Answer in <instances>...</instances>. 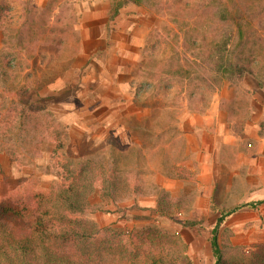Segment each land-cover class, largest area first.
Wrapping results in <instances>:
<instances>
[{
    "label": "rangeland",
    "instance_id": "obj_1",
    "mask_svg": "<svg viewBox=\"0 0 264 264\" xmlns=\"http://www.w3.org/2000/svg\"><path fill=\"white\" fill-rule=\"evenodd\" d=\"M95 1L113 8L119 0H0L3 113L9 93L26 84L50 101L35 121L0 136L1 184L31 193L51 187L52 133L61 132L69 160L117 162L131 181L119 200L125 209L96 198L110 212L89 215L90 221L122 233L157 224L170 233L157 248L166 263L213 264L211 231L226 214L219 235L225 258L264 264V202L257 203L264 200V89L247 76L236 91L216 76L208 55L219 35L234 31L230 18L219 20L215 0L132 3L108 22V49L92 53L103 46L84 39L86 26L100 21L92 15ZM246 20L259 28L255 15ZM128 37L131 46L118 47ZM175 54L185 71L180 80L173 77ZM221 131L238 141L220 147ZM179 168L192 178H181ZM174 198L181 208L160 217L159 201ZM187 219L197 224L186 226Z\"/></svg>",
    "mask_w": 264,
    "mask_h": 264
},
{
    "label": "trees",
    "instance_id": "obj_2",
    "mask_svg": "<svg viewBox=\"0 0 264 264\" xmlns=\"http://www.w3.org/2000/svg\"><path fill=\"white\" fill-rule=\"evenodd\" d=\"M144 1L119 0L112 8L111 19L129 2L142 5ZM215 1L220 8L219 20L230 18L234 25V31L217 37L214 52H208L209 59L212 55L215 58L216 76L227 80L236 91L247 76L253 77L264 89V0H231L230 7ZM248 14L258 18L259 28L253 27L249 20L243 23ZM175 58L178 64L173 77L180 80L185 77V71L181 57L175 54ZM203 79L213 88L211 83L207 84L209 80ZM9 94L12 99L6 113L0 103L1 137L13 134L16 124L25 127V123L35 121L50 105L49 97L42 96L29 84ZM52 135L49 166L56 181L51 187L31 193L22 190L20 185L11 189L0 182V264H177L175 258L166 263L158 253L157 248L170 235L161 226L149 223L142 229L122 233L113 225L89 220V215L108 210L100 205L96 199L99 197L113 203L118 211L125 209L119 200L128 196L131 181L123 177L117 162L106 165L86 159L76 164L69 160L64 155L66 135L61 132ZM6 150L15 160V150ZM178 174L181 178H192L193 172L179 168ZM173 200V203L159 201L161 210L155 209V212L162 218L170 217L175 208H181L180 198ZM261 202L264 200L257 203ZM249 205L257 207L256 203ZM225 217L226 214L220 215L211 231L213 264H230L225 258L227 250L219 239ZM184 224L193 226L197 221L187 219Z\"/></svg>",
    "mask_w": 264,
    "mask_h": 264
},
{
    "label": "crops",
    "instance_id": "obj_3",
    "mask_svg": "<svg viewBox=\"0 0 264 264\" xmlns=\"http://www.w3.org/2000/svg\"><path fill=\"white\" fill-rule=\"evenodd\" d=\"M103 3L105 2L104 1L93 2L94 7L92 9V15L94 16V18L99 19L100 21L94 24H89L84 29L85 30V37H84L85 40H89L94 43H100V44L103 43V46H99V48L96 47V48L89 49V52H92V53L96 52L100 48L102 50L108 49V41L111 39L110 38L111 30L108 27V22L116 21L115 17L117 18V16L119 17L121 13H125L128 10L127 7H129L134 2H129L127 5L123 6L120 9L119 13L113 19H111L110 17L112 8H110V6L105 7ZM120 42H119L118 47H122L124 49L127 47H130L132 44L130 42V37L126 38V40H123L122 43ZM84 51L87 52V49H85V47H84ZM122 52H124V50H122ZM122 57H124L123 54H122ZM108 79L109 78L105 79L106 82H109ZM215 137L217 138L216 142L218 143V145H220V147L222 143L235 144L238 141L237 137L234 136L230 131H226V133L221 131Z\"/></svg>",
    "mask_w": 264,
    "mask_h": 264
}]
</instances>
